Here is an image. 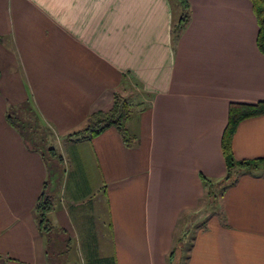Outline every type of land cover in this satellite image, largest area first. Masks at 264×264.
I'll use <instances>...</instances> for the list:
<instances>
[{"label":"crops","instance_id":"0c3cea01","mask_svg":"<svg viewBox=\"0 0 264 264\" xmlns=\"http://www.w3.org/2000/svg\"><path fill=\"white\" fill-rule=\"evenodd\" d=\"M188 1L177 38L175 0H0V264H170L209 204L203 178L227 175L230 104L264 101L252 2ZM116 93L135 107L133 147L115 128L66 139ZM232 152L264 158V115L239 123ZM47 182L50 232L35 210ZM212 207L186 264H264V167Z\"/></svg>","mask_w":264,"mask_h":264},{"label":"trees","instance_id":"16d2710c","mask_svg":"<svg viewBox=\"0 0 264 264\" xmlns=\"http://www.w3.org/2000/svg\"><path fill=\"white\" fill-rule=\"evenodd\" d=\"M181 9L180 18L175 25V35L177 38L181 36L185 30L188 22L190 21V4L188 0H175ZM252 2L253 11L258 24V36L257 47L264 55V0H250ZM132 102L126 97L116 93L110 106L106 109L99 110L90 115L87 125L82 129L74 131L66 136L69 141H83L92 140L105 133L111 128H115L126 147L131 148L135 145L136 137H134L129 131L128 125L134 116V109ZM264 115V101L256 104L247 103H231L229 106V118L227 126L223 133L222 149L227 164V175L220 182H213L206 178H203L205 187L207 189V196L209 198V204L207 207L212 209V212L205 217V221L202 225L192 226L189 230H181L175 239V245L169 255L170 264H186L189 259L190 250L193 246L196 230L206 227L209 216L214 212L212 206L216 204L217 199L221 196V193L229 186L234 185L241 173L251 172L260 166L264 167V158H258L254 160H240L237 161L232 152V141L234 134L240 122ZM9 123L13 127H17V120L11 116L8 117ZM19 126V124H18ZM51 155H55L53 148L49 149ZM235 170H239L240 173L235 175ZM48 182L45 183L43 191L39 196L36 203V216L38 225L41 231L50 232L53 226L48 218L49 214L55 209V198L48 193ZM202 210V209H201ZM193 232V233H192Z\"/></svg>","mask_w":264,"mask_h":264},{"label":"rangeland","instance_id":"374dc122","mask_svg":"<svg viewBox=\"0 0 264 264\" xmlns=\"http://www.w3.org/2000/svg\"><path fill=\"white\" fill-rule=\"evenodd\" d=\"M13 116L17 117L16 115H13ZM22 119H23V121L26 122V124H24L26 126L23 128V130L25 131V133L27 135V139L29 141H34L39 146V148L45 149L46 145L45 144L44 145L40 144L41 141H42L41 138H44L43 133H42V131H39L37 129V127H35L34 122H33V118L31 116H27V117L23 116ZM47 137L49 138L51 136H47ZM54 146L58 149L60 147V143H55ZM48 149H49V147H48ZM45 156L46 157L51 156L50 153H48L47 150H45ZM216 206L217 205H215V207ZM211 212H212V209H210V207H205V208L202 207V210L198 214L199 222L198 223L196 222L197 223L196 226L198 227V226L202 225L203 222L205 221V217L208 216ZM196 226H195V223H194V228H197Z\"/></svg>","mask_w":264,"mask_h":264}]
</instances>
